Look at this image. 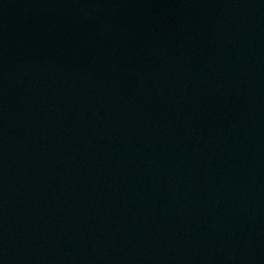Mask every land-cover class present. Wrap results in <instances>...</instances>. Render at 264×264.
I'll return each instance as SVG.
<instances>
[{"label": "water", "instance_id": "obj_1", "mask_svg": "<svg viewBox=\"0 0 264 264\" xmlns=\"http://www.w3.org/2000/svg\"><path fill=\"white\" fill-rule=\"evenodd\" d=\"M0 264H264V0H0Z\"/></svg>", "mask_w": 264, "mask_h": 264}]
</instances>
